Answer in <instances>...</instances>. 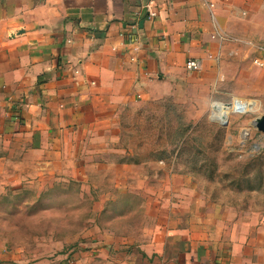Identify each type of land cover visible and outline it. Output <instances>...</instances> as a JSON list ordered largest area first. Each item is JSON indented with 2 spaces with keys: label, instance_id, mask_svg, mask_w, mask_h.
I'll return each mask as SVG.
<instances>
[{
  "label": "crops",
  "instance_id": "0c3cea01",
  "mask_svg": "<svg viewBox=\"0 0 264 264\" xmlns=\"http://www.w3.org/2000/svg\"><path fill=\"white\" fill-rule=\"evenodd\" d=\"M263 47L264 0H0V205L27 189L89 204L74 264H264V216L224 213L184 176L161 186L135 144L145 97L264 83Z\"/></svg>",
  "mask_w": 264,
  "mask_h": 264
},
{
  "label": "rangeland",
  "instance_id": "374dc122",
  "mask_svg": "<svg viewBox=\"0 0 264 264\" xmlns=\"http://www.w3.org/2000/svg\"><path fill=\"white\" fill-rule=\"evenodd\" d=\"M152 94L139 103L135 144L161 186L167 174L184 176L224 213L264 216V133L254 126L264 115V83L236 77L208 91L190 78ZM57 191L71 199L79 189ZM49 192L52 201L33 202L37 193L27 189L0 205V264H74L89 204L59 203Z\"/></svg>",
  "mask_w": 264,
  "mask_h": 264
},
{
  "label": "built area",
  "instance_id": "2783aa9c",
  "mask_svg": "<svg viewBox=\"0 0 264 264\" xmlns=\"http://www.w3.org/2000/svg\"><path fill=\"white\" fill-rule=\"evenodd\" d=\"M149 15L152 16L153 12H149ZM132 38H133L132 39V43L134 44L133 50L136 51V50H138V46L135 45L137 38L136 37H132ZM263 60H264V47L261 48L260 56L256 57L253 62L257 66H262L263 65ZM185 69L188 72L198 71V70L201 69V62L198 59H188L185 62Z\"/></svg>",
  "mask_w": 264,
  "mask_h": 264
},
{
  "label": "water",
  "instance_id": "95a60500",
  "mask_svg": "<svg viewBox=\"0 0 264 264\" xmlns=\"http://www.w3.org/2000/svg\"><path fill=\"white\" fill-rule=\"evenodd\" d=\"M254 126L256 127V129L262 133H264V115L258 117L255 122H254Z\"/></svg>",
  "mask_w": 264,
  "mask_h": 264
}]
</instances>
